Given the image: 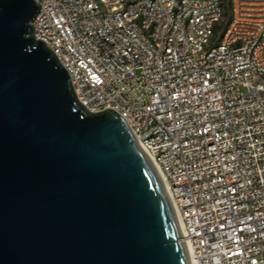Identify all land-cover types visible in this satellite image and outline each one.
<instances>
[{
    "label": "built area",
    "instance_id": "1",
    "mask_svg": "<svg viewBox=\"0 0 264 264\" xmlns=\"http://www.w3.org/2000/svg\"><path fill=\"white\" fill-rule=\"evenodd\" d=\"M35 1V37L160 167L198 264H264V0Z\"/></svg>",
    "mask_w": 264,
    "mask_h": 264
},
{
    "label": "water",
    "instance_id": "2",
    "mask_svg": "<svg viewBox=\"0 0 264 264\" xmlns=\"http://www.w3.org/2000/svg\"><path fill=\"white\" fill-rule=\"evenodd\" d=\"M37 11L0 0V264H192L152 160L82 104Z\"/></svg>",
    "mask_w": 264,
    "mask_h": 264
},
{
    "label": "bare ground",
    "instance_id": "3",
    "mask_svg": "<svg viewBox=\"0 0 264 264\" xmlns=\"http://www.w3.org/2000/svg\"><path fill=\"white\" fill-rule=\"evenodd\" d=\"M153 165H154L156 171L158 172L159 176L161 177V179H162V181H163V183H164V185H165V187L167 189V183H166V180H165V178H164V176L162 174V171H161L160 167L156 163H154V162H153ZM167 192H168V189H167ZM170 199H171V202H174V200L171 197V195H170ZM174 210H176V209L174 208ZM175 213H176L177 220H178V223H179V227H180V230H181V234H182V237H183L185 235L184 228H183L181 219H180L177 211H175ZM185 246H186V249H187V251H188V253L190 255L192 264H198L197 259H196L195 254H194L193 247L188 242H185Z\"/></svg>",
    "mask_w": 264,
    "mask_h": 264
},
{
    "label": "trees",
    "instance_id": "4",
    "mask_svg": "<svg viewBox=\"0 0 264 264\" xmlns=\"http://www.w3.org/2000/svg\"><path fill=\"white\" fill-rule=\"evenodd\" d=\"M224 4L227 10L230 8V0H224Z\"/></svg>",
    "mask_w": 264,
    "mask_h": 264
}]
</instances>
